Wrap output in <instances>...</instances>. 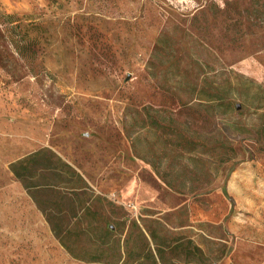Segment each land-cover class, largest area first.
<instances>
[{"label": "rangeland", "instance_id": "374dc122", "mask_svg": "<svg viewBox=\"0 0 264 264\" xmlns=\"http://www.w3.org/2000/svg\"><path fill=\"white\" fill-rule=\"evenodd\" d=\"M213 85L230 107L180 105ZM144 105L231 159L168 188L127 136ZM42 147L114 203L95 206L106 223L158 219L164 264H264V0H0V264H106L72 258L11 172ZM188 239L201 258L173 246Z\"/></svg>", "mask_w": 264, "mask_h": 264}, {"label": "trees", "instance_id": "16d2710c", "mask_svg": "<svg viewBox=\"0 0 264 264\" xmlns=\"http://www.w3.org/2000/svg\"><path fill=\"white\" fill-rule=\"evenodd\" d=\"M227 92L218 85L193 88L191 94L194 97L187 102L179 99V102L184 107L194 100L206 110L220 106L228 108L232 103ZM131 121L139 128L136 132L127 130L134 155L148 164L165 186L180 193H194L204 187L200 181L207 175L204 167L198 165L203 162L202 156L212 159L209 164L215 163L216 171L231 159L227 152H234L220 140L207 150L213 155L205 153V140L194 137L188 127L181 125L173 113L164 108L144 105L134 111ZM139 140L144 142L142 149L137 147ZM163 159L169 162L168 169L162 168ZM9 168L42 213L54 237L72 258L106 264H164L165 247L169 244L162 241L159 234V220L145 225L140 214L137 219L124 217L106 223L108 219L95 206L104 205L112 212L114 203L100 198L84 176L53 150L39 148L11 162ZM36 176L44 182L34 180ZM193 182H197L196 185ZM173 246L188 250L189 256L201 258L200 247L191 239L186 244L180 241Z\"/></svg>", "mask_w": 264, "mask_h": 264}]
</instances>
